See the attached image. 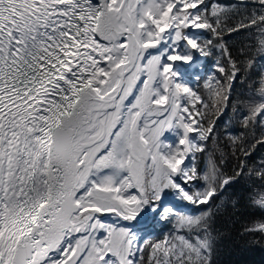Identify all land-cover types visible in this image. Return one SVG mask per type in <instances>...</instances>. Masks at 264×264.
<instances>
[{
	"label": "snow or ice",
	"instance_id": "obj_1",
	"mask_svg": "<svg viewBox=\"0 0 264 264\" xmlns=\"http://www.w3.org/2000/svg\"><path fill=\"white\" fill-rule=\"evenodd\" d=\"M225 32L249 38L241 59ZM213 47L225 63L205 97L179 68ZM241 77L252 95L228 123L242 131L222 132ZM209 141L231 174L223 151L197 167ZM259 150L264 0H0V264H214L217 201L241 176L259 177L245 232L264 236ZM161 222L172 231L153 238Z\"/></svg>",
	"mask_w": 264,
	"mask_h": 264
},
{
	"label": "trees",
	"instance_id": "obj_2",
	"mask_svg": "<svg viewBox=\"0 0 264 264\" xmlns=\"http://www.w3.org/2000/svg\"><path fill=\"white\" fill-rule=\"evenodd\" d=\"M206 2L210 5L218 4L224 7H231L238 5L240 0H206ZM238 19L239 12L233 10L226 23L232 25ZM200 34L202 35V39H211L214 44L217 42L212 34L207 31H203ZM222 42L231 51L232 56L239 60L241 59V50L249 43V38L239 32H225L222 36ZM259 59L257 57L258 61ZM217 61L221 64L225 63L221 50L218 47H213L211 55L204 57L201 62L193 67L192 73L188 74V78H191L189 80L190 85L205 97L209 95L208 90L205 88L208 78L223 75L217 70ZM253 72H255V69ZM197 76L199 80L196 79ZM255 78L259 79L258 76ZM252 88L253 85L250 80L245 77H241L239 80L233 82L229 106L217 121L222 132L225 125L233 132L242 131L238 124H229L228 122L229 120L235 121L240 111L246 108L252 95ZM257 134L259 135V130ZM221 151L225 154L224 167L231 174L236 167L237 161L231 157L229 149L224 146L223 142L218 146L209 141L205 153L197 154V167L201 170L205 168L207 153H215L219 157ZM261 159H264V150H259L249 157L250 165H258ZM258 182L259 177L257 176H241L222 194L221 200L217 201L218 208L211 225L213 234L217 238L214 264H264V236L252 235L245 232V227L252 222L255 215L253 210L247 206L250 190ZM171 231V224L167 222L155 223L153 238Z\"/></svg>",
	"mask_w": 264,
	"mask_h": 264
},
{
	"label": "rangeland",
	"instance_id": "obj_3",
	"mask_svg": "<svg viewBox=\"0 0 264 264\" xmlns=\"http://www.w3.org/2000/svg\"><path fill=\"white\" fill-rule=\"evenodd\" d=\"M197 54H195V57L197 56ZM192 68H193V65L192 66H180V68H179V72H180L181 76L183 77L184 81L186 83H188V84H189V82H188V80L186 78V75H187V73H189L190 71H192ZM164 140L166 142H169V143H173L174 144L178 140V135L175 134V133H172V132L166 133L165 134V137H164ZM185 163H188V161H186Z\"/></svg>",
	"mask_w": 264,
	"mask_h": 264
}]
</instances>
